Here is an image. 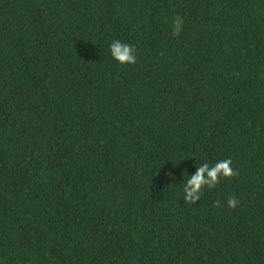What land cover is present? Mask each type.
<instances>
[{"label":"trees","instance_id":"1","mask_svg":"<svg viewBox=\"0 0 264 264\" xmlns=\"http://www.w3.org/2000/svg\"><path fill=\"white\" fill-rule=\"evenodd\" d=\"M0 264H264V0H0Z\"/></svg>","mask_w":264,"mask_h":264},{"label":"clouds","instance_id":"2","mask_svg":"<svg viewBox=\"0 0 264 264\" xmlns=\"http://www.w3.org/2000/svg\"><path fill=\"white\" fill-rule=\"evenodd\" d=\"M109 49L111 57L119 64L124 65L136 63L137 56L133 46L125 44L120 40H114L110 44ZM231 165V159H222L211 167L207 163L196 167L195 173L190 176L188 175L189 178L183 185L184 201L186 203L195 204L201 199L202 189L205 186L212 189L216 187L221 178L228 179L238 175ZM238 204L239 200L234 196H230L227 199V206L229 208L235 209ZM213 206H220V202H214Z\"/></svg>","mask_w":264,"mask_h":264}]
</instances>
